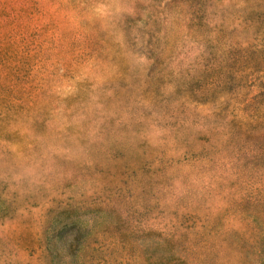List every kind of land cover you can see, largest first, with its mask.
<instances>
[{"label": "rangeland", "instance_id": "374dc122", "mask_svg": "<svg viewBox=\"0 0 264 264\" xmlns=\"http://www.w3.org/2000/svg\"><path fill=\"white\" fill-rule=\"evenodd\" d=\"M0 264H264V0H0Z\"/></svg>", "mask_w": 264, "mask_h": 264}]
</instances>
